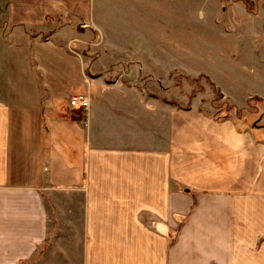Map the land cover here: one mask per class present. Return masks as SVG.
Returning a JSON list of instances; mask_svg holds the SVG:
<instances>
[{"label": "crops", "instance_id": "obj_1", "mask_svg": "<svg viewBox=\"0 0 264 264\" xmlns=\"http://www.w3.org/2000/svg\"><path fill=\"white\" fill-rule=\"evenodd\" d=\"M156 1L0 0V264H264V111L255 126L171 99L180 68L155 59ZM201 5L224 76L253 88L217 86L235 110L264 107V10Z\"/></svg>", "mask_w": 264, "mask_h": 264}, {"label": "rangeland", "instance_id": "obj_2", "mask_svg": "<svg viewBox=\"0 0 264 264\" xmlns=\"http://www.w3.org/2000/svg\"><path fill=\"white\" fill-rule=\"evenodd\" d=\"M201 1L185 0L184 10L182 8L178 10L177 2L174 8L172 0L170 3L165 2V0H158L153 5V39L155 45L167 52L166 56L160 52L161 50L158 51L159 49H157L155 59H160L164 63H170V65L180 68V71L170 74L169 79L164 81V85L169 89L171 99L182 97L184 105H189L197 99L198 102L204 105L211 104L217 109L214 113L218 119L234 116L235 119L248 120L249 124L253 123L255 126H259V120L255 123L252 122L257 119V116H251L257 113L258 110L264 111V107L257 97L248 99V107L244 110H235L232 106L233 100L228 96L226 97L222 89L217 86L216 82L220 83L223 89L225 84L230 85L229 90L234 95L243 94L253 88L249 84L248 78L237 79L233 76L229 78L224 76L227 64L224 60L227 49L224 40L217 34L213 26V10L210 6L202 8ZM106 2L105 10L109 6L114 7V0H106ZM229 2L244 7L249 14L264 10V0H221L223 7H227L225 4ZM227 16L220 17L218 24L226 23ZM132 17L130 16V18ZM106 24L108 25L107 21ZM37 34L34 32L31 37L33 38ZM49 34V32L42 33L41 38L45 39ZM254 39L257 38L254 37ZM69 40L70 38L66 37L62 39L63 42ZM254 49L259 52L257 48ZM230 54L233 57L239 55L236 50L230 51ZM29 55L32 60L34 55L54 60L55 63H58V68L68 75L77 71L75 64L68 60L66 62L57 60L56 54L46 52L45 49L30 48ZM189 72L192 73L189 74ZM204 73L211 76L213 80ZM73 83L74 81L70 82V84ZM236 98H238V102H241V96Z\"/></svg>", "mask_w": 264, "mask_h": 264}, {"label": "built area", "instance_id": "obj_3", "mask_svg": "<svg viewBox=\"0 0 264 264\" xmlns=\"http://www.w3.org/2000/svg\"><path fill=\"white\" fill-rule=\"evenodd\" d=\"M69 105L76 109L86 110L88 108L89 101L85 96H77L70 99Z\"/></svg>", "mask_w": 264, "mask_h": 264}]
</instances>
